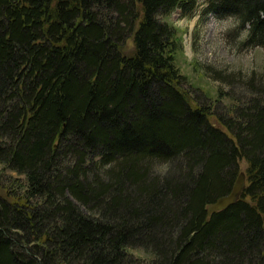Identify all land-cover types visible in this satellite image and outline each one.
<instances>
[{
    "label": "trees",
    "instance_id": "1",
    "mask_svg": "<svg viewBox=\"0 0 264 264\" xmlns=\"http://www.w3.org/2000/svg\"><path fill=\"white\" fill-rule=\"evenodd\" d=\"M198 2L0 0V264H264V74L193 99L171 16ZM203 2L264 47V0Z\"/></svg>",
    "mask_w": 264,
    "mask_h": 264
},
{
    "label": "rangeland",
    "instance_id": "2",
    "mask_svg": "<svg viewBox=\"0 0 264 264\" xmlns=\"http://www.w3.org/2000/svg\"><path fill=\"white\" fill-rule=\"evenodd\" d=\"M198 4L192 15L185 16L176 11L171 16V22L179 29L181 37L177 65L181 74L187 77L185 88L193 99L197 98L199 89L203 90L212 98L208 103L216 112L230 104L228 98L217 102L219 92H235L237 97L245 95L244 88L250 76L264 74V47L243 46L247 32L239 28L234 17L208 14L203 0ZM132 48V40H129L125 52H131ZM170 168V164L156 163L154 172L160 175ZM3 182L6 186L1 191L3 196L23 190L24 178L16 173L6 172ZM133 254L148 259L143 252L134 251Z\"/></svg>",
    "mask_w": 264,
    "mask_h": 264
},
{
    "label": "water",
    "instance_id": "3",
    "mask_svg": "<svg viewBox=\"0 0 264 264\" xmlns=\"http://www.w3.org/2000/svg\"><path fill=\"white\" fill-rule=\"evenodd\" d=\"M245 189H246V174L242 172L240 173L238 179L236 180V183L231 193L227 196L219 198L215 203L211 204L208 207L209 216H212V214L214 213L221 212L235 205L241 199V196L245 191Z\"/></svg>",
    "mask_w": 264,
    "mask_h": 264
}]
</instances>
